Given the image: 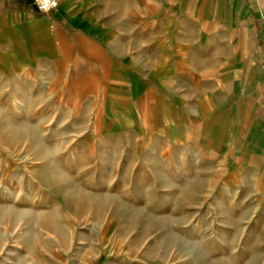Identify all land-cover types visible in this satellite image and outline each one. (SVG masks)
Masks as SVG:
<instances>
[{
  "label": "rangeland",
  "instance_id": "374dc122",
  "mask_svg": "<svg viewBox=\"0 0 264 264\" xmlns=\"http://www.w3.org/2000/svg\"><path fill=\"white\" fill-rule=\"evenodd\" d=\"M138 2L108 6L117 19ZM80 79L53 65L0 76V264H264L253 188L103 133L105 96Z\"/></svg>",
  "mask_w": 264,
  "mask_h": 264
},
{
  "label": "crops",
  "instance_id": "0c3cea01",
  "mask_svg": "<svg viewBox=\"0 0 264 264\" xmlns=\"http://www.w3.org/2000/svg\"><path fill=\"white\" fill-rule=\"evenodd\" d=\"M58 1L0 0V76L68 69L103 92V133L194 156L264 202V0H149L117 19L108 0Z\"/></svg>",
  "mask_w": 264,
  "mask_h": 264
},
{
  "label": "built area",
  "instance_id": "2783aa9c",
  "mask_svg": "<svg viewBox=\"0 0 264 264\" xmlns=\"http://www.w3.org/2000/svg\"><path fill=\"white\" fill-rule=\"evenodd\" d=\"M35 8L41 14H50L59 6L58 0H32ZM262 26L264 27V18L262 19Z\"/></svg>",
  "mask_w": 264,
  "mask_h": 264
}]
</instances>
